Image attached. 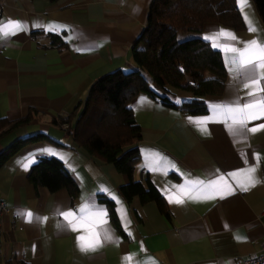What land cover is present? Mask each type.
I'll use <instances>...</instances> for the list:
<instances>
[{
	"label": "crops",
	"instance_id": "crops-1",
	"mask_svg": "<svg viewBox=\"0 0 264 264\" xmlns=\"http://www.w3.org/2000/svg\"><path fill=\"white\" fill-rule=\"evenodd\" d=\"M151 2L0 0V23L22 21L26 29L16 36L0 38V118L16 122L31 111L36 113L28 126L0 140V155L16 140L38 133L60 143L44 141L27 146L0 169V201L8 206L2 222L0 264H124L129 254L133 264H240L242 259L261 251L264 130L233 135L212 111L218 105H243L252 99L244 87L245 77L230 71L231 54L214 48L222 53L228 73L221 95L196 98L191 93L169 89L177 103L205 102L207 113L187 115L144 94L131 104L142 129L138 144L141 160L134 178L143 183L150 178L165 198L169 218L154 202L142 204L139 197L127 202L119 190L127 177L115 165L89 155L65 135L64 126L53 123L85 102L91 87L102 76L116 70H136L132 48L146 28ZM247 3L249 6L243 10L238 5L246 25L244 31L207 23L201 38L223 29L234 33L240 42L222 40V44L235 43L243 48L244 42L252 39L264 41V22L254 1ZM245 15L258 28L257 33L249 31ZM54 24L66 26L67 31L57 27L48 32L46 29ZM51 34L61 36L65 46H52ZM142 97L146 101L138 103ZM203 119L214 122L203 126L193 122ZM261 123L264 121H251L247 127ZM202 127L207 130L202 131ZM44 148L66 156L67 163L37 151ZM27 154H35V163L25 170L22 165L32 158L24 159ZM257 154L259 162L254 158ZM43 156L59 159L72 172L80 187L74 202L66 189L50 193L29 183L31 168ZM252 166L256 167L259 182L246 192L229 178L235 191L224 199H185L183 204L168 200L167 193L175 192L186 181L207 182ZM100 195L114 202L121 231L113 224L109 209L100 202ZM112 195L118 197L122 207ZM84 204L108 212L113 241H103L95 251L81 250L77 239L81 233L72 231L59 214L78 210ZM28 211L33 213L31 223L24 215Z\"/></svg>",
	"mask_w": 264,
	"mask_h": 264
},
{
	"label": "trees",
	"instance_id": "trees-1",
	"mask_svg": "<svg viewBox=\"0 0 264 264\" xmlns=\"http://www.w3.org/2000/svg\"><path fill=\"white\" fill-rule=\"evenodd\" d=\"M253 1L264 22V0ZM207 23L238 32L246 29L236 0H152L146 28L132 48L136 70L128 73L116 70L102 76L91 87L86 101L73 113L53 120L54 124L64 126L65 135L89 155L115 165L118 172L127 177V183L119 188L127 202L136 197L142 204L154 202L168 218L170 211L165 198L150 178L145 183L134 178L141 160L138 144L142 129L135 120L131 104L144 94L187 115L207 113L205 102L177 103L169 90L185 91L196 98L223 93L227 68L222 53L201 38ZM50 38L52 46H65L61 36L51 34ZM35 114L31 111L16 122L0 118V140L28 126ZM44 141L60 144L42 133L18 139L0 155V169L27 146ZM28 181L50 193L66 189L73 202L80 193L72 172L53 157H40L29 172ZM100 202L109 209L113 224L121 231L114 202L104 195H100Z\"/></svg>",
	"mask_w": 264,
	"mask_h": 264
},
{
	"label": "snow or ice",
	"instance_id": "snow-or-ice-1",
	"mask_svg": "<svg viewBox=\"0 0 264 264\" xmlns=\"http://www.w3.org/2000/svg\"><path fill=\"white\" fill-rule=\"evenodd\" d=\"M238 5L243 10L249 5L247 0H238ZM249 31L251 33H257L258 28L253 25V22L245 15ZM57 27L61 30L67 31L66 26L53 25L48 27V32L56 31ZM26 31L22 21H8L0 23V38L7 39L10 36H16L21 32ZM210 43V46L225 54H231L230 64L232 67L230 71L235 72L238 76L243 75L245 77L244 87L249 89L247 95L252 99L243 104H229L215 106L212 111L215 115L220 117L219 122H223L228 125L233 135H238L245 130L251 133L264 130V123L248 128L247 125L251 121L262 120L264 121V41L252 39L251 41L244 42L243 48H238L235 43H221V41L236 42L239 43V38L228 30H218L214 34L206 35L203 37ZM146 98H141L138 103H144ZM194 123L198 125H206L210 121L209 119L195 120ZM202 131L207 129L202 127ZM39 153H45L50 156L58 157L62 161L67 163L68 158L59 154L56 150L51 148H44L37 150ZM27 163L22 166L27 170L32 163H35V154H27ZM255 160L259 162V155H255ZM174 168L175 166L172 165ZM256 167H248L234 171L228 176L221 175L217 178L209 179L207 182L203 180L186 181L184 186L176 188L175 192L169 191L167 197L170 203L183 204L185 199L191 200H209L219 197L224 199L225 197L234 194V188L232 183H229V178L236 183V186L241 191H248L250 187H254L259 181L255 177ZM118 205L122 202L112 195L111 197ZM63 220L72 231L81 233L77 239L82 251H95L103 241H113V235L111 233L108 219V212L106 209L96 207L94 205L84 204L78 210H64L59 213ZM27 222L31 223L34 219L33 213L30 211L24 213ZM126 215V212L124 213ZM124 216H122V219ZM46 220L47 218H43ZM127 230V224L123 225ZM131 235V233H128ZM124 264H133L132 255L125 257ZM136 264H139L137 261ZM150 264H155L154 261Z\"/></svg>",
	"mask_w": 264,
	"mask_h": 264
},
{
	"label": "built area",
	"instance_id": "built-area-1",
	"mask_svg": "<svg viewBox=\"0 0 264 264\" xmlns=\"http://www.w3.org/2000/svg\"><path fill=\"white\" fill-rule=\"evenodd\" d=\"M8 212V206L5 201H0V244L3 237L2 222L4 215ZM240 264H264V241L259 253L251 255L241 260Z\"/></svg>",
	"mask_w": 264,
	"mask_h": 264
}]
</instances>
